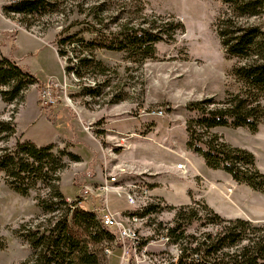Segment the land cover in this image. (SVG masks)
Returning <instances> with one entry per match:
<instances>
[{
	"label": "rangeland",
	"instance_id": "rangeland-1",
	"mask_svg": "<svg viewBox=\"0 0 264 264\" xmlns=\"http://www.w3.org/2000/svg\"><path fill=\"white\" fill-rule=\"evenodd\" d=\"M9 1L0 0V15L4 16L0 23V51L40 82H55L51 89L57 102L51 105L53 115H48L47 110L40 108L46 105L39 100L36 84L30 85L14 114L15 133L5 145L11 147L17 139H28L78 156L77 161L64 158L65 166L57 172L54 183L64 197L76 198L83 186L98 185L108 174H115L118 167L126 166L130 173L116 175L122 181L135 179L141 173L150 187L168 192H162L166 199L152 196V202L159 201L161 209L134 224L140 245L135 250L131 248L130 264L142 258L143 253L152 258L141 264H160L162 258H168L172 248L162 244L165 230L160 228L172 225L174 213L181 205L199 201L211 208L210 204L216 206L224 214L232 211L254 223L264 221V193L233 180L220 169L208 168L186 146L187 115L183 106L207 97L220 101L242 88L230 74L235 60L224 53L213 25L223 9L220 0H108L105 6L110 5V10L101 14L102 24L125 7L129 12L122 17L130 16L133 21L146 17L152 21L150 15L155 14L157 23L162 21L160 17L167 18L180 23L182 29L154 43L153 56L142 60L121 50L96 49V57L106 67L100 82L108 80L109 85L94 97L83 93L84 80L65 75V57L59 58L54 44L61 27L65 34L77 39H109V32L117 29L113 24L108 30L100 23L99 32H92L91 7L102 0H55L57 10L35 14L28 29L18 23V15L2 12V6ZM248 21H264V17H250ZM5 27H9L10 34L15 33L14 38L8 33L3 35ZM72 48V44L67 46L69 51ZM261 104L264 106V97ZM13 109V104L7 105L0 98V118H8ZM210 132L250 151L256 168L264 174V123L254 133L243 127H215ZM180 162L185 169L176 167ZM47 193L48 189L38 183L27 195H21L8 186L0 171V264H19L31 257V247L21 236L22 225L25 229V225L45 223L51 217L39 204ZM124 199L115 193L108 195V207L120 220L133 211ZM95 203L97 206L92 205ZM102 204L93 197L78 202L84 209L101 210ZM75 231L81 233L78 228ZM205 231L215 229L194 222L187 230L196 235ZM129 244L128 240L110 242L112 253L108 258L102 252L103 264H122L123 246Z\"/></svg>",
	"mask_w": 264,
	"mask_h": 264
},
{
	"label": "trees",
	"instance_id": "trees-1",
	"mask_svg": "<svg viewBox=\"0 0 264 264\" xmlns=\"http://www.w3.org/2000/svg\"><path fill=\"white\" fill-rule=\"evenodd\" d=\"M53 2L55 0H10L2 6V12L18 15V23L28 29L35 14L57 10ZM220 2L223 9L213 25L224 53L235 60L230 74L242 88L239 92L228 93L226 99L220 101L207 97L183 106L187 115L186 146L199 155L208 168L220 169L233 180L264 193V174L256 168L254 155L210 132L215 127H243L254 133L264 123L261 104L264 97V21H248L250 17H264V0ZM106 3L108 0H102L91 7L92 32H99L98 25L103 22L101 14L110 10V3L105 6ZM124 8L113 18L108 17V23L102 24L107 29L110 24L117 27L115 32H109V39H77L65 34V28L60 26L54 44L56 53L61 59L65 57V75L73 74L84 80L83 93L86 95L98 96L109 85L108 80L100 82L106 67L96 57V49L121 50L133 59L142 60L153 56L154 43L182 29L180 23L167 18L160 17L162 21L157 23L155 14L150 15L152 21H147L146 17L133 21L130 16L122 17L129 12ZM14 34L10 36L14 38ZM70 44L72 51L67 49ZM82 46L85 49L79 48ZM54 83L40 82L15 59L0 51V98L3 103L14 105L8 118H0V171L8 186L21 195H27L38 183L46 187L47 197L40 198L39 204L51 215L45 223L25 225V229L22 225L21 236L29 243L32 255L19 264H103L104 249L114 241L115 233L100 224L97 212L80 207L75 200L68 202L54 183L57 172L65 166L64 158L77 161L78 156L64 148L54 151L52 144L37 145L28 139H17L11 147L5 145L7 138L15 133L14 114L17 105L24 101L28 87L36 84L41 96L46 85L52 88ZM40 108L53 115L51 105ZM169 208L174 209V206ZM159 209V201L150 202L135 214L145 217ZM194 222L200 227L212 226L215 231L200 235L188 233ZM160 229L165 230L163 236L168 237L169 245L175 244L181 249L177 264H264V221L254 223L239 217L226 218L206 203L195 201L193 205L179 206L172 225ZM95 245L101 247L98 249Z\"/></svg>",
	"mask_w": 264,
	"mask_h": 264
},
{
	"label": "built area",
	"instance_id": "built-area-1",
	"mask_svg": "<svg viewBox=\"0 0 264 264\" xmlns=\"http://www.w3.org/2000/svg\"><path fill=\"white\" fill-rule=\"evenodd\" d=\"M56 85V84H55ZM41 103L46 106L54 105L57 102L56 96L53 94L51 86L46 85L40 96ZM160 112V111H159ZM176 167L178 169H185L184 163H177ZM131 172L129 166L118 167L115 174H108V176L98 185H85L82 187L80 193L76 198L67 197L68 202L77 201V204L83 202L84 199L88 197H93L99 199L102 204L101 210L98 207L91 208L92 211L97 212L98 220L100 224L109 229L111 232L115 233V240L124 241L128 240L130 242L129 246H123V253L121 256L122 264H130L131 259L130 250L139 248L140 239L138 237L136 228L134 224L141 221L145 217H139L137 212L141 211L144 206L152 202L150 196V189L144 176L141 173H137V178L122 181L121 177H117V174H126ZM185 172V170L183 171ZM135 175V174H134ZM125 175H123L124 178ZM110 193H115L117 196L125 198L127 203L133 207V211L128 212L125 216V220H120L117 217L116 212H113L108 207V195ZM82 198V199H80ZM162 244H168V237L164 236L162 238ZM172 250L167 259L162 258L160 264H177L178 257L181 253L179 246L172 244L169 245ZM111 253L109 248L104 249V254L108 255ZM151 256H147L144 253L142 258H136L132 261V264H139L140 262L151 260ZM131 259V260H130Z\"/></svg>",
	"mask_w": 264,
	"mask_h": 264
},
{
	"label": "crops",
	"instance_id": "crops-1",
	"mask_svg": "<svg viewBox=\"0 0 264 264\" xmlns=\"http://www.w3.org/2000/svg\"><path fill=\"white\" fill-rule=\"evenodd\" d=\"M4 16L1 14L0 15V23H2L3 22V18ZM2 30H3V35H4V33L5 32H9V27H5V28H2ZM20 31H22V30H20ZM2 52V51H1ZM145 178V177H144ZM146 182H147V180H146ZM147 184H149L148 182H147ZM148 187H149V189H150V196H151V198H152V196H161V197H164L165 199H166V195H164L162 192H167L166 190H164V189H157V187H150V185H148ZM168 193V192H167ZM67 197H69V196H67ZM66 197V198H67ZM123 200V199H122ZM124 202H125V199H124ZM126 203V202H125ZM127 204V203H126ZM92 205H96L97 206V204L95 203V204H92ZM127 206H129V205H127ZM210 206H212V208H214L220 215H222L223 217H226V218H235V217H239V218H241L240 217V215H237V214H234L232 211H230V212H227L226 214H224V213H221L218 209H217V207L216 206H214V205H211L210 204ZM87 210H91L90 208H86ZM111 210V209H110ZM126 210V209H125ZM111 211H113L114 212V210H111ZM112 253V252H111ZM110 253V254H111ZM122 256V255H121ZM110 257V255H108V258ZM142 262H140L139 264H141Z\"/></svg>",
	"mask_w": 264,
	"mask_h": 264
}]
</instances>
